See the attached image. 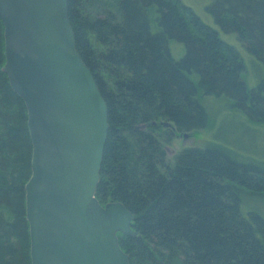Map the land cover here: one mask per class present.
Masks as SVG:
<instances>
[{"label":"trees","instance_id":"16d2710c","mask_svg":"<svg viewBox=\"0 0 264 264\" xmlns=\"http://www.w3.org/2000/svg\"><path fill=\"white\" fill-rule=\"evenodd\" d=\"M225 33L263 64L264 0H211ZM79 54L110 123L96 197L124 203L135 235L118 233L130 264H264V163L229 145L167 147L209 124L206 96L225 97L245 123L264 125V77L244 78L240 51L182 0H68ZM0 18V264H31L25 187L32 141L27 107L2 70ZM185 46L176 59L170 40Z\"/></svg>","mask_w":264,"mask_h":264},{"label":"water","instance_id":"95a60500","mask_svg":"<svg viewBox=\"0 0 264 264\" xmlns=\"http://www.w3.org/2000/svg\"><path fill=\"white\" fill-rule=\"evenodd\" d=\"M0 18L2 70L26 104L32 141L31 264H130L118 233L135 235L134 215L96 197L109 112L79 54L68 0H0Z\"/></svg>","mask_w":264,"mask_h":264},{"label":"rangeland","instance_id":"374dc122","mask_svg":"<svg viewBox=\"0 0 264 264\" xmlns=\"http://www.w3.org/2000/svg\"><path fill=\"white\" fill-rule=\"evenodd\" d=\"M189 5L197 15L207 24L215 28L219 36L230 45L239 49L241 57L246 63L244 78L249 87H255L262 77H264L263 64L255 58L247 48H245L235 33H225L221 26L215 22L213 14L208 10L211 0H182ZM169 49L176 59L182 58L185 53V46L176 39L170 40ZM232 102L225 97L206 96L203 104L209 113V124L201 130L185 135H180L168 146V154L172 157L182 147L206 146L209 143L217 142L229 145L240 155L253 158L264 163V125H252L245 123L246 119L241 113L230 107ZM243 210L245 212L255 210L264 216V197L252 193L244 196Z\"/></svg>","mask_w":264,"mask_h":264}]
</instances>
